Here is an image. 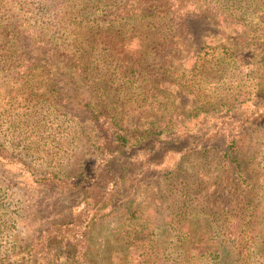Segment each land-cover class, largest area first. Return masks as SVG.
<instances>
[{"label":"trees","instance_id":"16d2710c","mask_svg":"<svg viewBox=\"0 0 264 264\" xmlns=\"http://www.w3.org/2000/svg\"><path fill=\"white\" fill-rule=\"evenodd\" d=\"M150 1H33L32 6L36 5V8L43 11L38 18L41 24L37 26L41 32L58 30L59 34L60 31L64 33L68 26L78 28L80 25H88L86 28H81L85 31L81 32L80 29L77 37L79 40L81 36L82 40L78 44L77 51L79 68L86 71L85 78L88 74L93 76L91 80L94 83L93 87L99 94H106L107 99L106 101L85 99L83 105H91L87 114L94 128V137L96 136L100 142H103L104 146L116 144L117 151L113 160L107 161L106 168L102 170V178L94 182L92 187L85 189L86 203L91 207L86 205L83 209L70 212L69 217L46 226L37 242L41 245L40 251L34 253L35 251L28 249L29 256L20 264H39L40 260L44 261V264H95L90 259L91 254L87 246L90 234L96 225L116 212L120 206L116 204L118 198L124 197V194L129 191L125 206L135 209V197H131V194L142 186L127 185V179L132 176L131 158L147 148H154V143L164 141L166 138H172L174 141L171 143L174 144L171 148H166L165 153L183 151L184 147L180 140L186 136L184 114L180 113L182 107L177 106L174 101L171 107L174 105L175 109L171 117H168L167 111L160 117H153L154 123L149 129L142 128L138 123L125 124L123 118L119 117L120 106L117 113H115V108H107L114 98L113 92L116 90L120 92V89H116L117 85L118 87L125 85L122 82L114 83L118 80L117 78L128 77V83L137 82L134 80L135 76L147 79L146 72L150 67L148 63L152 47L167 50L164 56L169 59L160 67L163 73L161 80L157 78V81L151 82V89L155 88L162 94L163 92L169 93L170 89L165 87L169 88L171 84H175V80H166L167 76L176 72L170 74L175 70H172L173 65L170 60H179V54L188 52L189 49H191L189 55L194 60V64L190 65L191 69L184 74L187 77L182 78L176 87L177 89L186 88L190 93L196 88L198 93H195L199 97L203 95L200 93H202L204 84L221 83L218 76L228 71L226 61L236 57L234 50L237 47L239 48L238 53L243 52L250 56L249 61H254L258 57L262 61L264 72V0H173L168 5L175 12L174 27L164 26L161 22L158 24L155 12L152 11V5L149 4ZM20 2V0H0V66L10 59L13 60L12 67L17 70L21 80L40 68H50L48 62L55 66L51 68V70L55 69V73L52 74L54 78L61 73L69 74L67 65L60 67L52 61L53 58L56 60L63 55L52 53L48 47L45 50L44 47L33 46L36 56L26 58L21 33L16 29L17 26L10 23V16H8ZM45 14L47 20L42 19ZM230 21L242 24L248 30L246 35L244 34V37L237 35L231 40L226 31L211 35L206 32L208 28H221V31H224L225 23ZM189 29H194V31ZM250 32H255L259 37L250 38ZM196 39L200 45L196 44L193 48L188 47L189 41ZM247 39L258 40L253 41L254 44L251 46ZM118 43L123 46L122 50L117 47ZM244 44L252 47L250 51L243 48ZM131 45L137 47L136 52ZM20 50L23 51L20 52ZM198 72L201 78L195 77L193 85L190 83L189 75H197ZM206 75L212 80L204 82ZM68 77L66 76L67 79ZM260 86V91L254 97H250L251 95L243 97L244 105L222 103L218 107L213 106L212 109L207 110L203 109L206 105L197 106L198 114H209V117L217 112L230 114L228 117L230 124L222 123V127H216L219 130L221 128L223 137H227L225 143L230 144L224 149L208 145L204 147V153L210 152V147H213V150H219L223 166L216 168V175L222 167L236 174L233 178L237 188L234 193L239 194L237 202L239 206L237 204L234 208L235 211L237 209L236 213L230 211L228 206L231 207L232 195H227L231 198L227 202L228 206L221 210L222 218L214 219V213L202 216L201 212L208 209L207 202L213 198L216 190H210L201 198L196 196L191 198L190 192L187 194L188 191L180 190L178 198L173 194L168 203L165 201L161 205L159 202L157 205L161 206L149 210L154 213L153 217H145L146 213L143 214L137 210L139 213L137 218L142 216L150 220L149 228L138 232V234L147 235L138 236L135 232L137 236L131 239H127L129 236L124 235L126 242L122 239L123 236L118 239V241L123 240L122 245L127 246V249L121 247L118 250L115 249V252H110L111 256L108 260H112V264H264V195L262 194L264 156L252 163L254 153L250 148L264 129V81ZM55 88L54 84L53 89ZM216 89H218L216 84L213 87H206V91ZM134 92H137L136 88ZM142 99V102L148 103L153 100L147 95H143ZM155 107L151 111H156ZM238 108L245 111L241 118L232 115ZM88 119H82V121ZM83 123L90 125L88 122ZM208 129L210 132L214 130V127L210 126ZM79 130L83 132L85 125L83 124ZM69 135L71 134L68 133ZM162 146H156V150H160ZM122 153L124 156H121ZM162 157L164 158L165 155ZM18 160L22 162V159L18 158ZM252 167H255L258 177H251ZM63 173L66 174V172ZM135 174L140 176L139 181L150 177L143 168ZM37 176H41L40 180H51L58 183H61L64 177L56 173L38 174ZM77 176L82 179L83 175ZM84 178L86 179L85 175ZM82 183H84L83 180L76 182V185ZM222 193L225 196L226 190L223 189ZM249 196L258 198L251 199ZM95 205H97L96 211L90 214L89 211L95 208ZM108 208L109 211H106ZM135 212L136 209L131 211V214H136ZM5 215L6 213L0 209V238L8 226L7 220L9 219H6ZM116 235H120V232L117 231ZM58 251L65 254L64 262L56 259L58 253L55 252ZM235 255H238L237 259L234 258ZM0 264H14L10 261V254H5L1 249Z\"/></svg>","mask_w":264,"mask_h":264},{"label":"rangeland","instance_id":"374dc122","mask_svg":"<svg viewBox=\"0 0 264 264\" xmlns=\"http://www.w3.org/2000/svg\"><path fill=\"white\" fill-rule=\"evenodd\" d=\"M20 1L8 16H10V23L17 26L16 29L21 33L26 58L36 56L33 46L44 47L45 50L48 47L52 53L63 55L56 60L53 58L52 61L60 67L67 65L69 74L61 73L54 78L52 74L55 73V69L51 70V68L55 66L48 62L50 68H40L21 80L17 70L12 67L13 60L10 59L0 66V209L6 213L5 218L9 219L7 230L1 234L0 249L5 254H10V261L14 264H20L26 259L29 256V250L35 251L34 253L40 251L41 245L37 242L46 226L69 217L70 212L85 208L87 205L85 189L92 187L94 182L102 178V170L106 168L107 161L113 160L117 151L116 144L104 146L103 142L94 137V128L87 114L91 105H83L85 99L91 98L94 101L107 99L106 94H99L93 87L94 83L91 82L93 76L88 74L85 78L86 71L79 68L77 51L78 44L82 40L81 36L79 40L77 37L80 29L88 25H80L78 28L68 26L64 33L60 31L59 34L58 30L41 32L37 26L41 24L38 18L43 11L36 8V5L32 6L34 0ZM170 1L173 0H151L149 4L152 5L158 24L161 22L164 26L174 27L175 12L168 5V3L171 4ZM46 17L45 14L42 19L47 20ZM225 24L224 31H221V28H208L206 32L211 35L226 31L231 40L237 35L244 37V34L248 32L242 24L235 21ZM83 30L81 29V32ZM189 30L194 31V29ZM172 31H174L173 28ZM255 36L259 37L255 32L250 34V38ZM256 40L247 39V42L252 46L253 41ZM196 44H198L197 39L190 40L188 47L193 48ZM117 47L122 50L123 46L118 43ZM131 47L136 52L137 47L133 45ZM243 48L250 51L252 47L244 44ZM190 50L179 54V60H170L173 65L172 70L175 69L170 74L176 72L166 77L168 81L175 80L174 85L165 87L170 89L169 93L162 94L155 88L151 89V82L157 81V78L161 80L163 76L161 65L169 60L164 56L167 50L164 51L163 48H151L152 54L148 63L150 67L146 72L147 79L135 76L134 80L137 82L128 83V77L122 76L114 81V83L122 82L125 85L114 86L120 89V92L118 90L113 92L114 98L107 108H115L117 113L120 106L119 117L123 118L125 124L138 123L142 128L149 129L154 123L153 117H160L165 114V111L168 117H171L175 109L174 105L171 107L174 101L177 106L182 107L180 113L184 114L186 136L180 140L184 147L183 151L165 153V149L171 148L174 144L171 143L174 141L172 138H166L164 141L154 143V148H147L131 158L132 176L127 179V185L142 186L131 194V197H135L136 214H131V211L135 210L134 207L129 209L125 206L130 191L124 194V197L118 198L116 204L120 206L116 212L100 221L90 234L87 249L91 254L90 259L95 264H112V260H108L111 256L110 252H115V249L118 250L121 247L127 249V246L122 245L125 234L129 236L127 239H131L141 235L138 234L140 230L149 228L150 220L142 216L137 218L139 215L137 210L140 213H146L145 217H153L154 213L149 210L163 205L165 201L168 203L173 194L178 198L180 190L188 191L187 194L190 192L191 198L195 196L201 198L210 190H216L213 198L207 202L208 209L201 212L202 216L214 213V219L222 218L221 210L228 206L227 202L231 198L227 195H232L233 198L230 202L231 207L228 206L232 213L236 205L239 206L237 203L239 194L234 193L237 190L233 180L236 174L224 167L220 169L218 175L215 174L216 168L223 166L218 149H224L230 144L225 143L227 137H223L221 128L219 130L216 127H222V123L230 124L228 120L230 114L217 112L209 117V114H198L197 106L206 105L203 109L207 110L212 109L213 106L218 107L222 103L244 105V96L254 97L260 91V84L264 81L262 61L258 57L254 61H249L250 56L243 52L238 53L237 47L234 50L236 57L226 61L228 71L218 76L221 83L204 84L200 93L203 95L199 97L196 88L190 93L186 88L177 89L176 87L182 78L187 77L184 74L191 69L190 65L194 64V60L189 55ZM139 53L142 54V52ZM45 63L48 66L47 62ZM199 73L189 75L191 84L195 83L193 79L201 78ZM66 76H69L68 79ZM209 79L212 80L208 75L204 76V82ZM54 84L55 89H53ZM215 84L218 89L206 91L207 86L213 87ZM135 88L137 92H134ZM143 95L153 100L149 103L142 102ZM154 106L156 111H151ZM243 113L245 111L238 108L231 114L241 118ZM82 119L88 120L82 121ZM83 122H88L90 125ZM83 124L85 130L79 132ZM210 126H213L214 130L209 132ZM68 133L71 135L68 136ZM155 145L163 146L160 150H156ZM208 145L217 146L218 149L214 151L213 147H210V152L204 153V147ZM250 148L254 153L252 163L264 156V129ZM163 155H165L164 158ZM121 156L124 154L122 153ZM18 158L22 159V162ZM140 168H143L150 177H143L145 179L142 178L143 180L139 181L140 176L135 173H139ZM250 171L252 178L258 177L255 167H252ZM51 173L63 175L61 183L40 180L41 176H37ZM77 175H83L82 179ZM81 180L84 183L77 186L76 182ZM223 189L226 190L225 196L222 193ZM262 194L264 195V189ZM249 198L258 197L249 196ZM159 202L161 205H157ZM96 209L97 205L89 211L90 214H93ZM106 211H109V208ZM117 231L120 235H116ZM135 232L137 235L134 234ZM121 237L123 240L118 241ZM173 248L175 250L174 246ZM55 253H58L56 259L65 261V254L62 251ZM234 258L237 259L238 255ZM39 264H44V261L40 260Z\"/></svg>","mask_w":264,"mask_h":264}]
</instances>
